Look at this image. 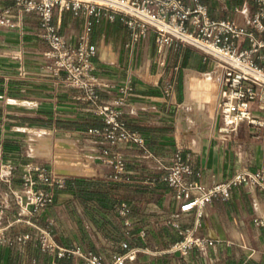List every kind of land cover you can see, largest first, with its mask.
Instances as JSON below:
<instances>
[{"label":"crops","instance_id":"0c3cea01","mask_svg":"<svg viewBox=\"0 0 264 264\" xmlns=\"http://www.w3.org/2000/svg\"><path fill=\"white\" fill-rule=\"evenodd\" d=\"M191 1V0H184ZM212 18H230L239 24L249 21L236 8L256 10L253 0H201ZM11 0H2L10 6ZM93 21L92 43L96 73L111 87L103 89L106 100L123 95L131 79L132 90L122 106L127 125L142 133L146 148L118 144L127 161V178L111 181L113 172L100 158L102 137L88 133L103 121L75 88L57 85L46 68L48 44L38 35L39 18L24 14L21 26L0 31V160L34 161L74 179L64 188L39 183L54 200L46 207L26 201L21 171L11 185L0 181V226L24 212L22 221L7 230L12 243L0 246V264H75L76 257H57L43 251L34 239L16 237L49 229L66 246H78L110 260L122 251L120 243L165 248L177 240V220L193 225L194 213H184L173 190L161 180L164 167L176 148L193 166L195 178L209 185L247 167L264 171V110L254 107L258 125L242 122L230 132H221L224 122L218 109L221 81L215 60L200 49L167 47L159 55L153 35L133 37L120 20L99 19L83 13L75 19L70 10H55L62 32L76 41L86 22ZM246 44V41H243ZM162 61L163 63H161ZM174 84L172 95L165 92ZM198 175V176H197ZM156 178V181H152ZM131 206L133 227L127 228L115 205ZM264 190L240 185L229 199L214 200L201 218L198 234L214 239L205 250L187 254L140 253L127 264H264ZM29 220V223L26 221ZM145 229L142 238L139 231Z\"/></svg>","mask_w":264,"mask_h":264},{"label":"built area","instance_id":"2783aa9c","mask_svg":"<svg viewBox=\"0 0 264 264\" xmlns=\"http://www.w3.org/2000/svg\"><path fill=\"white\" fill-rule=\"evenodd\" d=\"M10 6H3L0 0V31L21 26L24 14L33 13L39 18L38 35L47 44L45 51L46 68L54 77L57 85L72 87L81 92L82 98L92 106V112L103 121L101 128H90L88 133L99 135L105 146L100 158L113 172L107 175L111 181L127 178V161L120 150H113L118 144H135L146 148V139L142 133L132 129L123 119L122 106L126 104V95L132 90L131 79L121 87L123 95L110 101L103 97V89L111 84L103 82L96 73L94 58L97 47L92 43L93 21L88 20L84 31L76 41L62 32L61 25L55 21V10H70L75 19L83 13L97 19L106 17L112 21L120 19L130 30L133 37L153 35L159 55L167 47L180 49L193 46L204 52L205 58H213L220 70L221 81L218 109L224 122L221 132H230L242 122L258 125L254 107L264 110V0H253L256 10L236 8L249 21L239 24L230 18L215 19L210 16L208 6L201 0H11ZM246 41V44L243 43ZM163 63L162 61H160ZM174 84L167 82L165 92L172 95ZM17 171H21L22 188L27 199L17 198V204L27 209L29 205L36 209L46 207L54 200L49 190L36 188L39 183L64 189L74 179L59 174L34 161L16 163L0 160V181L11 185ZM161 180L173 190L174 198L184 213H194L193 225H183L169 219L179 238L167 247L150 248L133 246L127 241L120 243L121 252L112 259L104 260L100 255L78 246H66L59 243L47 228L38 227L35 232H26L16 237L18 242L34 239L41 249L57 257H76L75 264H127L137 259L140 253L162 255L165 253L187 254L193 249L205 250L214 243V239L198 234L201 218L207 206L214 200L229 199L235 187L248 185L264 190V171L247 167L237 170L232 176L209 185L195 178L190 161L184 157L183 148L177 147L172 161L164 167ZM198 176V175H197ZM153 178L152 181H156ZM127 228L133 227L131 206L127 202L115 205ZM2 212V210H0ZM24 212L18 211V217L0 226V246L12 243L7 230L22 221ZM256 223L264 221L256 218ZM29 223V220L26 221ZM145 238V229L139 231Z\"/></svg>","mask_w":264,"mask_h":264}]
</instances>
